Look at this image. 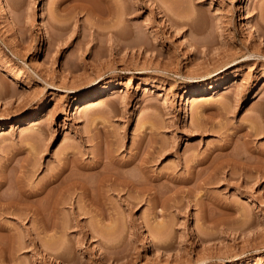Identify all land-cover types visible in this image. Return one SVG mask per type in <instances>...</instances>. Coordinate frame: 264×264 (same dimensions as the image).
Here are the masks:
<instances>
[{
    "label": "rangeland",
    "instance_id": "374dc122",
    "mask_svg": "<svg viewBox=\"0 0 264 264\" xmlns=\"http://www.w3.org/2000/svg\"><path fill=\"white\" fill-rule=\"evenodd\" d=\"M117 2L125 37L67 0H0L3 189L108 150L141 179L98 187L87 213L78 194L59 205L67 233L1 214L13 235L0 264H264V174L251 167L264 162V0Z\"/></svg>",
    "mask_w": 264,
    "mask_h": 264
},
{
    "label": "bare ground",
    "instance_id": "6f19581e",
    "mask_svg": "<svg viewBox=\"0 0 264 264\" xmlns=\"http://www.w3.org/2000/svg\"><path fill=\"white\" fill-rule=\"evenodd\" d=\"M67 1L69 3L67 6L68 7L70 6V8L72 7V9L76 10L77 13H81L85 11V12H88L94 15L97 20H101V21L105 20L106 22L113 20L114 23H112V26L115 28L114 29L115 34H119V36L123 35V33L125 34V36L128 35V33H125V29H127L125 27L131 26L130 17H126V15L128 14L127 13L128 11L126 12L124 11L125 13L124 14L122 9H121L122 13L121 12L120 13L124 14L125 18L121 14H118L119 16L121 15V17L117 15L115 11H118L120 9V6L117 0H67ZM95 2L98 4V6L95 4ZM128 8L129 6L127 7V9ZM113 16H116L117 18H115L114 20ZM122 17L123 19H121ZM122 20H124V23L122 22ZM121 22L126 26L123 27L122 25L121 27L120 26ZM56 27H58V25H56ZM125 36L123 35V37ZM0 60H4V59L0 57ZM2 62H3L1 64L3 66L2 70L4 71L7 70L8 72L10 71V73L12 72L10 74L11 80L19 81L25 78L22 72L20 71L13 72L11 71L13 70V68H11L12 66L10 67V65L5 61H2ZM4 82L2 81L1 83H4ZM3 86H6V85L4 84ZM3 86H2L1 92H5L3 90L4 88ZM195 96L196 95L194 94L190 95L189 99H196ZM201 96H203V94H201ZM102 97L103 96H99L95 99H90L89 101H84L83 103L77 104L76 111L82 110L86 106H93L103 101L104 98ZM201 98H204V96ZM1 129H3L2 126L0 127V130ZM248 133H251V132L248 131ZM109 151L110 150L106 151L104 155L103 153L99 152L97 160L94 162V164H92V166L90 165V167L89 166L87 167V165H85L84 162L79 160L77 156L75 158L65 157L64 159L66 160L62 163V165L59 168L55 170L53 169V171L50 172V174L45 178V180H43L42 182L34 186L31 185L30 182L29 184L27 182H24V178L23 180H21L22 178L19 177L18 179L21 181H18L16 179L17 182H13L14 185L9 184L7 188L3 189L6 183H8L7 182L8 179L6 176L7 173H5V171H0V215L8 212V213H13L14 215L16 214V216L20 218L32 217L35 223L37 224L39 223L40 225L39 224L38 225L40 227L45 228L44 230H46V228L50 226L52 227L53 225L52 228H55L57 230L58 228L61 227V229H63L65 233L68 230L67 224L66 225H64L65 223L58 224L56 220L59 219L60 215H63L62 214L63 212H61L62 207L60 208V206L61 205L63 206L65 203L67 204V202H69L68 200H71L75 194H78L79 196L78 203H80V205H78L79 211L77 212L79 214L82 212L83 214V212L87 213L86 206L88 204H90V206L92 207L93 205L96 207L100 205V204H97L98 202L96 201V199L98 198L97 194L103 191L102 190L104 186L103 184L106 183L105 186H111V185H108L107 183H116V186L117 184L118 185L122 184L124 186L127 185L128 187L134 188V187H137L139 183H141V181H139L141 179L135 178L134 176H132L131 174L129 175L128 173L125 174L126 172L124 173V169L122 170L124 166L129 165L130 163L134 162L135 158L129 161H124V160L121 161V159L119 160V158L116 157L115 154L110 153L112 151L110 152ZM105 157L108 158V161L107 159L106 161H104ZM239 158H241V156H239ZM261 161L262 160L256 161L253 164L251 163L252 164L251 167H253V169H255L256 171L258 170L260 175L264 174V162L261 163ZM147 162H148V157H144L140 159L139 165H140V168L143 170L142 172L146 171ZM193 162H194L193 167L196 168L198 164L205 162V159H200V160L194 159ZM227 163L229 162L227 161ZM223 164L224 162H222V166ZM91 169H94L93 173L96 176L93 175L92 172L90 173ZM31 172L33 173L34 171H31ZM214 175L212 172H210L208 175L202 178L203 182L205 183V182L211 181L212 178H218V176H214ZM192 177L193 176H191V179ZM100 186H102V188H100L102 191L99 192L98 187ZM112 186H115V185H112ZM51 187H55L56 192L50 190L52 189ZM48 189L49 191L53 192V193L51 192L52 195L55 194L54 197H51V195L49 196L48 194V198H46L47 196H44L46 199L44 198L45 200L42 203H39L38 200L39 199L41 200V198H43L41 197V195L44 192H45L44 194L46 195V192H48L47 191ZM115 189L117 188L115 187ZM93 190L94 192L96 191V195L94 192H92ZM93 193L95 197L93 196ZM101 194H103V192ZM101 194H99V197L101 196L100 198H103L104 194L103 195ZM62 217H65V216L63 215ZM51 218L54 219L55 221L50 222ZM106 232H108V234H111L112 228L111 227L106 228ZM12 235H13L12 228L0 222V248H6L7 238L12 237ZM5 236H8V237L5 238ZM57 248H64V244L60 243Z\"/></svg>",
    "mask_w": 264,
    "mask_h": 264
}]
</instances>
